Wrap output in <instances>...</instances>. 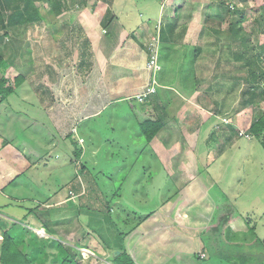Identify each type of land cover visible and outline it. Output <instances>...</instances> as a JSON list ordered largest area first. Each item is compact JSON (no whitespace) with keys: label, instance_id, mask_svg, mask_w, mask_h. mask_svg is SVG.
Listing matches in <instances>:
<instances>
[{"label":"rangeland","instance_id":"obj_1","mask_svg":"<svg viewBox=\"0 0 264 264\" xmlns=\"http://www.w3.org/2000/svg\"><path fill=\"white\" fill-rule=\"evenodd\" d=\"M100 1L106 4H99ZM151 3L152 0H116L111 10L115 11L113 15L125 20L127 25L133 26L137 19L140 22L154 21L149 20ZM38 4L41 5L42 1ZM111 4V0L74 2L66 0L67 9L65 7L60 14H54L51 13L50 3L45 1L44 8L49 11L47 19L10 31V36L3 38V43H0L5 46L1 48L4 58L13 64L5 73L11 85H14L17 76L23 75L27 79L19 92L14 94L9 102L0 106V143L4 139L10 140L12 146L27 152L32 160L41 157L42 163L38 169L34 168V171L24 174L17 183L11 185L6 190L7 196L0 195V216L10 219L5 218L8 225L0 223V228L9 229L16 222L18 230L25 232V226L29 224L28 220L26 222L28 217L26 215L34 208L37 211V220H33L35 223L30 225L32 227L30 231L35 232L39 238H53L64 245L73 246L79 252L77 259L79 264H113L111 256L116 253L113 245L119 241L113 231L118 229L119 232L127 233L134 228L128 238H135L134 255L138 264L147 262L152 264L157 257H160V264L163 262L187 264L188 259L186 256L183 257V251L195 257L203 249L205 242L208 245L214 241H216L214 249L211 246L208 248L207 260H197L196 263L264 264V149L254 136L252 139L241 138L242 136H239L241 129L237 128V125H240L244 131L246 129L248 131L249 126L264 113V100L257 98L255 105L244 106V92L250 90V83L246 81L248 67L245 61H237L234 58L232 52L238 50L239 42H232L230 35L227 34L231 21L237 18L233 12L238 11L242 19L241 28L251 35V43L258 48L261 42H264V34L259 29V20L264 13V0H176L174 5L177 12L172 20H175L177 30L182 33L190 32L180 40L177 39L179 35H172L171 32L176 29L168 28L169 21H161L163 29L165 28V39L161 41V49L164 47L170 54L165 58H161L160 55V62L167 66L168 73H171L169 79L176 84L175 87L182 94L186 95V98L193 95V92H188V86L194 89L193 84H186L184 90L181 80L184 67L182 63L185 61L193 65L197 62L195 76L198 74L203 78L199 79L201 83L196 86L199 91L194 93L195 99L203 98L204 102L201 104L211 105H206L210 109L217 100L223 108L221 113H224L220 116L221 121L225 124L230 123L228 126L234 129L237 128L236 132L238 130L239 146L236 145L238 147L231 148L232 146L225 142L222 143L223 146H217L218 148L213 150L212 142L208 144L209 146L200 144L197 151L202 160L195 163L192 156L187 155V158H182L184 159L182 164H179L181 170H185L184 176L179 174L176 176L178 186L181 187L188 181L187 178L190 180L196 177L198 171H204L208 159L205 158V153L204 156L200 153L211 152L210 162L215 161L216 164L210 172L208 170L209 173H204L200 181L211 185L210 180L213 178L215 183L217 182L216 187L213 185L208 192L212 202L206 198L205 192L198 195L199 199L188 193L184 197L181 193L180 196L178 189L174 187V181L170 179L163 181L162 184L165 172L161 166L160 172L157 173L155 170L153 175L134 173L128 176L126 173L118 174L115 160L103 158L109 157L106 155L109 152H116L115 146L119 143L132 142L138 147L144 143L141 131L136 128V119L128 111L126 102L110 107L96 123L86 122L79 127V133L86 140L85 163L91 173L101 172L99 177L92 174L98 178L96 182L102 188V191L96 193L91 190L95 183L86 181V177L77 172L82 166L74 157L75 147L78 148L80 143L77 135L72 134L68 139H64L50 122L45 103L41 101H45V97L51 96L52 93L50 87H45L48 74L52 75L46 64H50L52 55L53 58L62 57L67 64L71 63L70 66L75 65L68 72H77L82 67L88 77L93 70L92 62L95 60V52L91 45L88 46L86 54L83 52V46L88 39V25L98 21V25L106 28L116 23L112 21L108 12ZM174 5L170 1L169 6L164 7L167 11L170 8V13H173ZM86 17L90 18L91 22H88ZM158 23L148 26L143 29V33L141 32L145 35L143 38L147 44ZM52 40L55 44L50 43L49 46ZM180 42L185 46L179 44ZM197 50L199 58L196 60ZM89 65L91 67H88ZM262 66L264 69V62ZM255 85L258 89L254 93L258 94L264 88V79H259ZM72 90L69 89L71 92ZM68 101L73 103L71 100ZM135 102L138 105L142 104L136 99ZM216 129L217 132L223 133L229 128L223 129L217 125ZM95 149L99 152L98 156L93 155ZM186 161L190 169L184 168ZM166 163L167 168L174 172V167L168 161ZM106 170H111L112 174L110 176L108 173L102 174ZM189 172L192 174L189 175ZM155 176L157 179L154 180ZM81 186L86 191L83 189L82 193L78 194ZM17 188L21 191V196L16 192ZM18 198L22 200L18 201ZM46 200L48 202L44 205L38 203V201L44 203ZM179 200V206L186 202L187 205L184 207L186 209L172 212V208L177 206ZM213 203L218 205L214 211L216 219L209 221L211 217L209 211L212 209L210 205H214ZM27 208L30 210L26 211ZM161 209L163 212L165 209L170 210L154 214L149 221L139 226L136 224L137 220L133 219V211L147 215ZM184 210L190 213L187 214ZM128 215L132 216L126 220ZM180 216L192 219L181 223L182 220L178 218ZM234 216L240 218L237 220L239 224L235 223L234 227L232 225L233 229H222L221 225L226 224L227 220L233 219ZM202 221L208 225L212 222V225L216 226L215 230L211 231V228L207 231L204 228L194 230ZM163 223L169 226L166 230L163 227L159 228ZM182 225L193 228L180 227ZM241 225L245 232L239 228ZM162 230L166 233L155 235ZM176 230H179L183 237L179 235V238H174ZM104 232L106 237L108 236L106 239L102 238ZM253 238H259L258 242H253ZM175 241L180 248L173 245ZM106 243L112 244V248H107ZM153 250V257L150 258ZM148 254L151 263L145 259L148 258ZM172 255L176 257L177 262Z\"/></svg>","mask_w":264,"mask_h":264},{"label":"crops","instance_id":"obj_2","mask_svg":"<svg viewBox=\"0 0 264 264\" xmlns=\"http://www.w3.org/2000/svg\"><path fill=\"white\" fill-rule=\"evenodd\" d=\"M111 1L112 4L110 5L108 12L110 14V18L113 19L112 21L116 23L112 24L110 27L103 28L102 25H98V21L92 23L91 19L86 17L87 21L91 22L88 25V39L86 40L88 41L87 45H91L95 52V60L92 62L93 70L88 77L87 75H85L86 72L82 70V67L77 72H68V70L72 69L75 65L70 66L71 63H68V65L62 57L61 59L57 58V56H54L53 58L52 55L49 61L50 64H46L47 69L52 71V75L48 74V78L45 80V87H50L52 89V93L50 92L51 96L48 97L47 95L45 97V101H41L45 103L47 115L50 122L53 124L59 134L63 135L64 139H68V137H71L72 134L77 135L79 142L81 139H83V142L78 143V148H81L82 151L81 156L75 158L76 161L82 164L80 170L77 172L79 173V175L83 177L85 176L86 181L93 182L95 178L92 174L94 173L90 172L89 166L85 163V155L87 154V152L85 154L84 147L86 145V140L79 133V127L81 124L86 122L96 123L97 120L101 118L110 107L119 106V104L122 102L127 103V106L129 107L128 111L134 115L136 119V128L139 131H141L144 122H147L149 120L156 121L157 119H161L163 127L158 135L150 143H146V141L144 140V143H141L139 147L134 146L132 142L119 143L117 144V146L111 144L112 146L116 147V152H109L108 154H106L109 157L103 158H110V160H115L116 165H118V174L126 173V175L128 176L133 175L134 173L153 175L155 173V170H157V173L160 172L159 167L161 166L162 170H164L165 172L163 174L164 178L161 181L162 184L164 183L163 181L170 179L171 181H174V187L178 189L180 194H183V197L188 193L192 197H195L197 199L199 194L205 192L206 198H208L212 202V199H210L208 192L217 182L215 183L213 178H211L210 180L211 185H207L200 181L201 177L204 176V173H209L210 170L213 169V166L216 164L215 161L210 162L211 152L200 153V155L203 154V156L205 153V158L207 157L208 159L207 164L205 163L206 167L203 168L204 171H198L196 177L194 176L190 180L187 178L188 181L181 187L178 186V179L176 176L177 174L184 176L185 174L183 172L185 170H181L179 164H182V161H184V159L182 160V158H187V155H189V157L192 156L195 163L199 162V160H202L199 157L197 151L200 144H206V146H209L208 144L212 142V149L214 150L218 148L217 146L221 147L222 143L225 144L226 142L228 146H232L231 148H233L234 146L238 145L237 140L239 139V137L237 136L238 130L236 132V129L238 128L243 130V128H241L240 125H237V128L234 129L231 126H228L230 123L225 124L221 121L220 116L224 115V113H221L223 112V108L220 104H218L217 100L214 99L216 102L213 100L214 106H212V108L210 109L207 108V106L211 105L201 104L204 102L203 98H199V100L195 99L196 96H194V93L199 91L198 87L196 86H198L197 84L201 83L199 79L201 80L203 78L201 76H198V74L196 75L197 77L195 76V73L197 71V69H195L197 68V62L194 63V70L191 73L184 68L185 70L182 71L181 75V80L183 83L186 82L187 85H195L194 89L192 88V86H188V92H193V95H189V97L186 98V95L182 94L180 90L175 87L176 84L173 83L171 79H169L171 73H168L167 66L162 65L163 69L157 75L158 93L152 95L145 103L143 102L140 105L135 104V99L137 100L136 96L144 91L146 87H148V84L151 80V73L147 66L149 53L147 49V41L143 38L145 36L142 34L144 31L143 29L157 22H164L165 20L169 21V23L172 22V18L176 16L177 12V7L174 5L176 3V0H152V3L150 5L149 20L152 19L154 21L140 22L137 19V21L134 22L133 26H129V24L127 25L125 20H122L115 14L113 15L115 11H112L111 9L113 8L116 0ZM170 1H172L174 5V14L170 13V8H168V12L164 7L165 5L169 6ZM167 2L168 4H166ZM99 4L106 3L104 1H100ZM122 22H124L126 25H121ZM163 26L164 25L162 24V27ZM112 27L114 28L112 29ZM171 33L172 35H179V38L177 39L180 40L183 38L182 36H184L185 34L187 36L190 32L187 31L185 33H182L176 29V31ZM181 42L179 44L185 46V44ZM50 43L55 44V41H50L49 46ZM58 45L59 44L57 43V46ZM187 45L191 44L187 43ZM46 56L49 58L47 54ZM88 67L91 66L89 65ZM185 75H189V79L186 81L184 78ZM54 86L57 87L55 88ZM70 88L73 89L72 92L69 91ZM39 98L40 97H38V99ZM68 100L73 101V103L69 102ZM165 100L169 101L168 107L164 106ZM208 123H211V125H207ZM217 125H219L223 129H229L223 133L222 131L217 132ZM234 125L235 124H233V126ZM245 131L247 132V129ZM135 147H137L138 149ZM96 152L97 151L95 149L93 155L98 156L99 152H97V155ZM169 154H171V156ZM205 158L204 161L206 162ZM39 159L32 160L30 156H28L27 152L20 151L17 147L12 146V144L10 143H7L5 145H3V143H0V195L7 196L6 190L11 185L17 183V181L21 177H23L24 174L30 173V171L34 168V170L38 169L39 165L42 164L40 162L41 159ZM167 161L171 164V166L174 167V172L170 171V169L167 168ZM119 164L124 165V167L126 166L125 169L124 167L121 168ZM188 164L187 161L184 163L185 169H190ZM139 165L141 167H137ZM106 173H108L107 170L105 172H102V174ZM188 174L191 175L192 172H189ZM32 175L35 174L32 173ZM153 179H157V176L153 177ZM92 188V191H94V189L97 190V187H95V185H92ZM157 188L159 189V187ZM83 189L84 188H82L81 186L78 194H81V191ZM85 191L86 189H84V192ZM16 192H18L19 194H17L21 196V191H18V188ZM182 194L180 196H182ZM21 200L22 199L18 198V201ZM67 201L69 202V200ZM46 202L48 201L46 200L44 201V203L38 201L39 204L43 205L46 204ZM179 203L180 200L177 202V206L175 208H172V212H179L181 209L186 207L185 205H187L185 202L183 206H179ZM213 204L214 205H210L212 209L209 211L211 212L209 221L210 219L213 220V218L216 219L214 217L216 205L215 203ZM38 209H40V207ZM28 210L30 209L27 208L26 211ZM31 210L32 211L28 212V214L26 215L28 216L26 218V222L29 221V224H26L25 227L29 230L32 228L30 225L33 224V220H37V211L34 208ZM169 210L165 209L164 212ZM184 211H187V214L190 213L188 210ZM164 212L161 209L159 212L157 210L156 214ZM5 218L9 219L5 216H0V223H5L8 225V220L5 221ZM178 218L183 221H180L181 223H185L187 222V220L192 219H189V217L182 218L181 216ZM237 220L239 221L240 218L235 216L233 217V219L229 218L227 220L226 229H233L235 223H238ZM176 223L180 225L179 222ZM14 224H16V222ZM206 224L207 223L202 221V223H199L196 227H194V230L204 228L207 231L211 228L212 231L216 228L215 225H212V222L209 225ZM13 225L10 227H13ZM161 227L165 228L166 230L169 226L163 223L159 228ZM180 227H185L187 229L193 228L183 225ZM239 228H241V230L243 229L242 231L245 232V229L242 225ZM248 229H250V227H248ZM165 230L158 231L155 233V235L166 233ZM175 234L176 235L174 238H179V235H181L180 237H183V234H181L179 230H176ZM185 237H187V235H185ZM133 239L128 238L126 240V245L128 248H131L129 249L132 250L133 257L137 259V257L134 255L135 244L133 242ZM254 239L255 238H253L252 240L254 241ZM1 240L2 235L0 233V242ZM196 241H198V238L196 239ZM158 244H160V242ZM173 245L178 247L176 241ZM154 250L151 252L152 254H150V258L153 257ZM185 252L183 251L182 255L183 257H187L188 264H194L192 263V259H194V257H192L189 252ZM207 252L208 250L204 244V247L203 249H201V251H199L198 256L201 257L202 254L205 255L204 259H207ZM162 254L163 253H161V255ZM159 258L160 257L155 258V261L153 263L160 264L161 261H159ZM173 258L176 261V257L173 256ZM145 259L147 261L149 260V263H151L152 261L151 259H149V254L148 258L146 257ZM146 264H148V262Z\"/></svg>","mask_w":264,"mask_h":264},{"label":"trees","instance_id":"obj_3","mask_svg":"<svg viewBox=\"0 0 264 264\" xmlns=\"http://www.w3.org/2000/svg\"><path fill=\"white\" fill-rule=\"evenodd\" d=\"M39 1H42L41 5L38 4ZM45 1L48 4L50 3L51 13L60 14L65 7L67 9L66 0H0V28H2L0 29L2 30V32H0V43H3V38L10 36V31H15L24 25L30 26L35 23H40L47 19V12L49 11L44 8ZM71 2H74V0ZM233 13L237 18H234L231 21L227 34L230 35L232 42H239L237 46L238 50L232 52V54L237 61H245L244 63L248 67V79L246 81L250 83V90L244 92L243 103L245 104L244 106L255 105L259 98L264 100V88L261 89L258 94L254 93L256 89H258L255 83H258L259 79H264V69L262 66V63L264 62V42H261L258 48L257 46L253 45L250 41L251 35L247 32L245 33L241 28L242 19L240 18V12L234 11ZM259 22L260 32L264 34V13L261 16ZM168 28H171L172 30L176 29L175 20L170 22ZM164 29H162L163 39H165ZM85 43L86 45L84 44L83 46V52L86 54L88 51V41H85ZM2 47H5L4 44H0V73L2 74V77H0V106L6 102H9L10 98L14 94L18 93L21 86L26 82L25 76L20 75L14 79V85H11L9 78L5 76V73L13 64L4 58L1 50ZM198 52L199 50H197V55H195L196 60L199 58ZM168 54H170L169 51L166 52L165 48L162 47L161 58L167 57ZM182 64L184 66L182 71L186 69L191 73L194 70V64L192 65L191 63L189 64L185 61ZM184 78L185 81L188 80L189 75H185ZM186 86V82L183 83V87L185 88L184 90H186ZM157 93L158 89L155 94ZM168 105L169 101L165 100L164 106L168 107ZM162 127L163 123L161 119L144 122L141 133L146 143H150L158 135ZM247 133L259 140L261 146L264 149V113L258 120L254 121L249 126ZM1 143H3V145L7 143L12 144V142L7 139H4L3 142L1 141ZM75 149L74 157L78 158L81 156L82 151L77 147H75ZM120 167L122 168L124 166L120 165ZM107 172L109 174L108 176L112 174L111 170ZM93 173L99 177L101 172L95 171ZM97 180L98 178L96 177L92 183H95L97 187L96 191H102V188L96 182ZM214 187H216V185H214ZM96 191L94 190L95 193ZM154 214H156L154 211L147 215L138 214L137 211L132 212L133 219L137 220L136 224H138V226L143 225V223L146 221H149L151 219L150 217H152ZM132 215H128L126 220H128ZM226 224L224 223L221 225V228L226 229ZM253 228L254 227H251V229ZM0 229V233L2 235V240L0 242V264H79L77 261L79 252L71 245H64L62 242L53 238H39L35 232L30 231L29 229L27 230V228L24 229L25 232H20L16 224H14L13 227L9 229ZM133 230H130L127 233L119 232L118 229L113 231L116 239L119 238L117 244L113 246L115 251L120 252L118 255L112 254L111 259L113 264H138L137 259L133 257V253L126 245L128 235L133 232ZM24 233H27V235ZM102 238H108V236L106 237L105 232L102 233ZM258 239L259 238H255L253 242H258ZM214 244H216V241L211 244L209 243L208 245L205 242V247L208 250L210 247L209 245L214 248ZM105 245L109 249L112 248V244L110 243H106ZM77 248H80V246H77ZM203 257L204 255H201V257L198 255L195 256L194 259H192V263L195 264L197 260L206 261L207 259H204Z\"/></svg>","mask_w":264,"mask_h":264},{"label":"built area","instance_id":"obj_4","mask_svg":"<svg viewBox=\"0 0 264 264\" xmlns=\"http://www.w3.org/2000/svg\"><path fill=\"white\" fill-rule=\"evenodd\" d=\"M160 44H161V25L156 26L155 32L150 36V40L147 44V49L149 53L148 69L151 73L150 84L144 91L136 96L140 103L147 101V99L156 93L158 80L156 78L157 74L162 70L160 64ZM227 123V122H226ZM239 136L246 137L247 139H252L253 136L247 132L240 130ZM83 142V139L80 140Z\"/></svg>","mask_w":264,"mask_h":264},{"label":"clouds","instance_id":"obj_5","mask_svg":"<svg viewBox=\"0 0 264 264\" xmlns=\"http://www.w3.org/2000/svg\"><path fill=\"white\" fill-rule=\"evenodd\" d=\"M158 24H160L161 25V41L163 40L162 39V29H163V27H162V23L161 22H159ZM156 29V28H155ZM155 31V30H154ZM160 55H161V44H160ZM160 64H161V66H162V63L160 62ZM162 69H163V66H162ZM161 72V71H160ZM159 74V73H158ZM157 74V75H158ZM156 78H157V76H156Z\"/></svg>","mask_w":264,"mask_h":264},{"label":"water","instance_id":"obj_6","mask_svg":"<svg viewBox=\"0 0 264 264\" xmlns=\"http://www.w3.org/2000/svg\"><path fill=\"white\" fill-rule=\"evenodd\" d=\"M120 252L119 251H116L115 255L119 254Z\"/></svg>","mask_w":264,"mask_h":264}]
</instances>
